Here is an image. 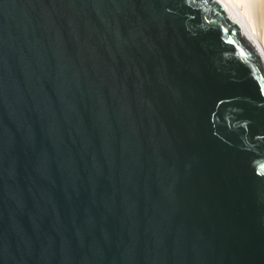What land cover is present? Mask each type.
I'll list each match as a JSON object with an SVG mask.
<instances>
[{
    "label": "water",
    "instance_id": "obj_1",
    "mask_svg": "<svg viewBox=\"0 0 264 264\" xmlns=\"http://www.w3.org/2000/svg\"><path fill=\"white\" fill-rule=\"evenodd\" d=\"M0 264H264V71L216 0H0Z\"/></svg>",
    "mask_w": 264,
    "mask_h": 264
},
{
    "label": "bare ground",
    "instance_id": "obj_2",
    "mask_svg": "<svg viewBox=\"0 0 264 264\" xmlns=\"http://www.w3.org/2000/svg\"><path fill=\"white\" fill-rule=\"evenodd\" d=\"M236 23L239 33L264 71V0H216Z\"/></svg>",
    "mask_w": 264,
    "mask_h": 264
}]
</instances>
